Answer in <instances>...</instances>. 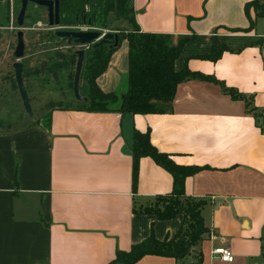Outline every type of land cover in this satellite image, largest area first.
I'll return each instance as SVG.
<instances>
[{
    "label": "crops",
    "instance_id": "obj_1",
    "mask_svg": "<svg viewBox=\"0 0 264 264\" xmlns=\"http://www.w3.org/2000/svg\"><path fill=\"white\" fill-rule=\"evenodd\" d=\"M249 1L133 0L142 31L192 38L177 70L215 76L243 98L191 78L178 85L167 113L55 109L51 129L0 130V264H110L118 249L152 230L159 239L174 237L182 214L162 220L134 210L173 188L172 174L145 156L134 190L135 130H149L177 163L205 166L186 178L185 190L207 200L209 228L201 255L150 254L135 264H264V16L251 8L254 28L232 30L250 26ZM214 36L229 50L216 61L198 57L211 52ZM128 51L123 40L97 79L102 90L124 92ZM221 246L234 261L213 255Z\"/></svg>",
    "mask_w": 264,
    "mask_h": 264
},
{
    "label": "trees",
    "instance_id": "obj_2",
    "mask_svg": "<svg viewBox=\"0 0 264 264\" xmlns=\"http://www.w3.org/2000/svg\"><path fill=\"white\" fill-rule=\"evenodd\" d=\"M59 2L60 27L63 29L76 26L79 30L113 31L119 34L120 42L118 46L104 43L97 47L91 44L89 48H86L80 91L87 97V101H80L74 96V75L78 59L75 51L79 48L78 45L74 42L69 44L67 38L58 37L54 29L39 32V38L37 37L39 40L34 45L50 46L57 43L59 46V43L64 42L66 48L48 51L41 65L35 68L28 67L27 62L22 60L23 77L29 95L30 78L41 79L45 84L54 83L52 88L61 90L66 97H69V100L52 101L49 112L40 119L31 121L26 127L41 124L51 129L52 112L55 109L119 111L133 114L167 113L173 109L178 85L191 78L217 82L222 86L223 91L233 98L244 97L236 88L227 86L215 76L205 75L188 68L177 70L176 60L181 55L184 45L192 38H182L175 42L171 34L142 31L136 20L133 0H59ZM251 8L255 9L257 17L264 16V0H251L245 6L250 26L245 29L232 28V30L254 28L255 18L251 16ZM121 21H124L126 25H117ZM123 40H127L129 46L125 90L124 92H106L98 85L97 79L106 71L113 53ZM227 50L229 47L214 36L211 52L200 54L198 57L216 61ZM13 78L16 83L15 69ZM257 117L260 121L262 115L258 114ZM132 156L134 190L138 185L139 163L142 157H152L173 176V188L170 193L158 194L154 200L135 207L134 210L155 214L162 220L172 219L182 214L183 224L172 238L159 239L152 230L147 238L134 243L130 249H118L110 264L116 262L135 264L150 254L174 257L179 261H183L191 254L201 255L197 247L203 241L205 234L209 232L202 213L207 200L187 194L185 180L188 176L204 169L205 166L177 163L169 153L161 151L153 143L149 130L134 131ZM16 185L18 187L17 179Z\"/></svg>",
    "mask_w": 264,
    "mask_h": 264
},
{
    "label": "rangeland",
    "instance_id": "obj_3",
    "mask_svg": "<svg viewBox=\"0 0 264 264\" xmlns=\"http://www.w3.org/2000/svg\"><path fill=\"white\" fill-rule=\"evenodd\" d=\"M18 7L19 4L16 0H3L1 6V25L3 27L0 30V130L3 131L26 127L31 121L40 119L49 112L51 108L50 103L52 101L59 102L62 100H69V97H66L61 90H57L56 87L54 89L52 88L54 83L45 84L41 79L35 80L30 78L31 85L29 88L30 96L32 97L31 104L33 116H30L26 111L18 86L13 78V63L16 61L13 52L17 45V32L20 30L15 18ZM8 10H10V14L7 15ZM117 25L125 26L126 23L121 21L118 22ZM46 26L45 11L41 12L36 8L30 9L23 28L25 33L26 52L25 56L21 59L25 60L30 68L41 65V61L48 51L51 52L58 48L60 50L66 48L64 42L59 43V46L57 43L50 46L41 44L37 46L34 45V43L39 40V32L44 31L38 30V28ZM38 46L39 48H37ZM56 46L58 47L56 48ZM123 80V83L121 82L123 86L121 87L125 88L126 78L124 77Z\"/></svg>",
    "mask_w": 264,
    "mask_h": 264
},
{
    "label": "water",
    "instance_id": "obj_4",
    "mask_svg": "<svg viewBox=\"0 0 264 264\" xmlns=\"http://www.w3.org/2000/svg\"><path fill=\"white\" fill-rule=\"evenodd\" d=\"M29 1H33L36 4L48 8V18L49 25L52 28L60 27V17H59V0H22V8L18 15V27L17 32V45L13 52V56L16 61L13 63L15 69L16 83L20 92V96L26 111L33 116V109L31 104V97L27 90L23 77V62L22 58L25 56L26 52V41L25 33L23 31L25 24V15L28 7ZM58 37L68 38V43L74 42L78 45V49L75 53L78 55L76 63V71L74 75V96L80 101H87V97L83 96L80 91L81 74L84 65V58L86 52V46L93 44L95 47L100 46L104 43H110L111 45L118 46L120 42V37L117 32L106 31L101 32L97 29H78V30H63L58 29L56 32Z\"/></svg>",
    "mask_w": 264,
    "mask_h": 264
},
{
    "label": "flooded vegetation",
    "instance_id": "obj_5",
    "mask_svg": "<svg viewBox=\"0 0 264 264\" xmlns=\"http://www.w3.org/2000/svg\"><path fill=\"white\" fill-rule=\"evenodd\" d=\"M19 4V7L17 9V12H16V21L18 20V15L20 13V10L22 8V0H16ZM2 2L3 0H0V30L1 28L3 27L1 25V19H2V10H1V6H2ZM33 8H36L38 10H40L41 12L42 11H45V24L47 25L46 27H39L38 30H49V29H54L55 32H57L58 29H63L62 27H58V28H52L50 27L48 21H49V18H48V8L47 7H43V6H40L38 4H36L35 2L33 1H29L28 3V7H27V11H26V15H25V22H26V19H27V15H28V12L30 11V9L32 10ZM10 14V10L7 11V15ZM59 17H60V3H59ZM60 22H61V19H60ZM17 24H18V21H17ZM25 25V24H24ZM79 27H71L70 29H63V30H78ZM0 37H1V31H0ZM67 41H68V38H67ZM16 48V47H15Z\"/></svg>",
    "mask_w": 264,
    "mask_h": 264
},
{
    "label": "built area",
    "instance_id": "obj_6",
    "mask_svg": "<svg viewBox=\"0 0 264 264\" xmlns=\"http://www.w3.org/2000/svg\"><path fill=\"white\" fill-rule=\"evenodd\" d=\"M89 47L90 45L86 46V48ZM213 255L227 262H232L235 259V255L233 251L229 247H224V246L214 248Z\"/></svg>",
    "mask_w": 264,
    "mask_h": 264
}]
</instances>
